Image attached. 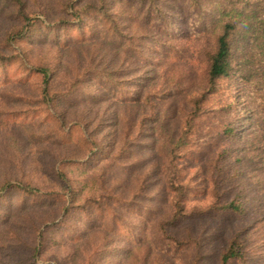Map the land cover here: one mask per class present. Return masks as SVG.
I'll return each instance as SVG.
<instances>
[{
    "label": "trees",
    "instance_id": "trees-1",
    "mask_svg": "<svg viewBox=\"0 0 264 264\" xmlns=\"http://www.w3.org/2000/svg\"><path fill=\"white\" fill-rule=\"evenodd\" d=\"M252 106L261 114L249 117ZM99 107L102 119L88 118ZM71 111L92 142L77 125L67 131ZM19 124L31 138L11 133L14 165L35 166L29 146L46 151L36 169L74 200L40 235L39 252L4 207L19 193L17 212L37 238V205L63 195L41 192V172L0 186V250L15 264L48 255L68 264L50 249L87 236L77 264H100L123 235L142 248L132 264L150 253L168 264H264V0H0V131ZM66 147L97 151L57 172ZM230 221L236 230L210 255Z\"/></svg>",
    "mask_w": 264,
    "mask_h": 264
},
{
    "label": "rangeland",
    "instance_id": "rangeland-1",
    "mask_svg": "<svg viewBox=\"0 0 264 264\" xmlns=\"http://www.w3.org/2000/svg\"><path fill=\"white\" fill-rule=\"evenodd\" d=\"M184 16L186 17V19L188 20L189 18H191L190 22H193L196 18L197 15L193 14L191 12V9H184ZM35 19H39L41 21H43L45 23V25L47 26H52L48 23V21L46 20L45 17L43 16H35ZM25 31H27V28L25 29ZM17 48V47H16ZM19 51H21L19 49ZM250 93V92H249ZM249 93L247 96H249ZM186 97L184 96L182 99H185ZM181 98L176 99L178 100V102L183 101ZM248 99V97H247ZM258 104V103H257ZM100 108V107H99ZM52 112L55 114V112L52 110ZM103 108L99 109V112H93L90 113L91 116H89L88 118L91 117H97L99 120L102 119V115H103ZM249 112V117L253 115H258L261 114V110L257 109L256 107L252 106L250 109H248ZM76 114H81L79 112H76ZM57 116V114H56ZM70 116H71V120L68 121V123L66 124V126H68L67 131H69L71 128L74 127V125L79 126L83 133L85 134V137L88 138V140L90 142H92V139L89 138L88 136V131L85 128V123L80 122L77 119H73L74 115L72 113V111L70 112ZM107 124H112V122H108ZM170 126L173 123H169ZM20 128H15V131L9 130V131H0V186L4 183V182H8V186L10 185H15L18 186L20 185L21 182H24V184H27L29 182H31L30 180H33V177L38 174L39 172H41V174H39L40 177V183H38V186L41 190V192L44 193V191L52 189V190H56L57 194H62L64 198L59 199V201H53L51 204L47 205V209L40 211L39 207H41L40 205H37L36 210H37V215L36 217H34V221L39 223L40 226V233L38 234L37 238H33L30 237V231H29V227L26 225V223L23 222V219L19 217V213L17 212V206L20 202V195L17 192H12L11 195L9 196V203L10 205L7 207L5 206L4 209L6 212L10 211L11 209L13 210L10 213L11 216V227H13L15 230H17L20 234H22L24 237H26L30 242L33 243L34 245V241L36 240L37 243H35V245L38 247L39 252L41 251V234L44 232V230L46 229V227L52 226V225H56L58 224L61 219L63 218V216L65 215V213L70 209L71 204L74 200V194L72 192V189L67 190L63 187H61L59 184H53L52 183V178H51V174H48L47 171H45L44 169H36V162L38 160H40L44 165H47L49 162L48 158L46 156V151H42L39 150V157L36 156L37 153V149L34 147H31L32 153H30L29 157L34 158L35 161V166H33L32 168L29 167H24L23 169H20L19 167L15 166L14 164H18L20 163V159L17 155V153L12 150L10 147H8V142L10 141V135L11 133H15L16 137L19 138L20 140L23 141H27L31 138V135L28 133L29 130H27V126H21V124H19ZM111 132H118L120 133L121 131V125L118 126V129H115L114 127H107L105 130V136L111 138L112 135L110 133ZM101 137V135H100ZM27 149V147H26ZM97 150L95 149L92 153H88L86 150H82L80 148H70V147H66L65 149H60L59 152L57 153V160L58 159H63L57 163H55V169L58 172L59 171V167L61 165L62 162H69V161H73V162H79V163H83L86 162L89 157L94 154ZM87 155L83 156V158L80 159H73L71 160L70 157L71 156H79L80 154H86ZM32 161V160H31ZM24 187V186H22ZM25 188V187H24ZM262 190H264V188H261ZM260 189V190H261ZM4 194V193H3ZM23 196V195H22ZM39 203V202H38ZM44 207V206H42ZM53 221V222H52ZM236 222L235 221H230L228 223H226L225 225V229L224 231H219L212 236V240H213V244L211 245L210 249H209V254H215L217 255L218 252H220L222 250V248H224L227 245V241L228 238L231 236V233L236 230ZM215 226V225H214ZM0 235L1 238L2 237H6L7 235H5L4 233V229L0 228ZM88 238L84 239L82 242H80L78 245L75 246V248H71L70 246L68 248H65L63 246H61L60 244H56L54 245L53 248H51V252H57L58 255H60L61 258H66L68 264H77V258L80 257V253H81V249L85 248V249H89L92 246V240L90 239L89 236H87ZM124 237V235H123ZM116 238L114 240V244H116L115 246H110L108 245L107 247V251L106 253L103 252L102 258L100 260V264H132V262L137 258V250H140L142 248H138V241L135 243L133 241L130 240H123L124 238ZM7 240V239H5ZM133 240V239H131ZM133 242V243H132ZM133 244V245H132ZM135 244V245H134ZM132 245V246H131ZM74 246V245H73ZM71 248V249H69ZM136 248H138L137 250H135ZM257 248L259 250H261V247L258 245ZM69 253H71V256L68 255ZM154 253V252H153ZM217 253V254H216ZM51 254V253H50ZM39 255V254H38ZM14 258V254L12 252L9 251L8 248H3L2 250H0V264H15L13 261ZM163 258V257H162ZM161 257L158 256L157 253H150L147 255L146 260H147V264H168L167 260L165 258L162 259ZM39 262L38 264H58L56 261H54L51 258V255L47 256V259L43 260L40 259V257L38 258ZM137 260V259H136ZM210 262H213V257L211 256L210 258Z\"/></svg>",
    "mask_w": 264,
    "mask_h": 264
}]
</instances>
